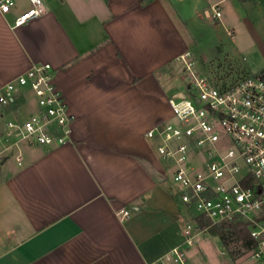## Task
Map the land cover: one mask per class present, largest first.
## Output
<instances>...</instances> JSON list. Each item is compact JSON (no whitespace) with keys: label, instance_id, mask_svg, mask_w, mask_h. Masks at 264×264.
I'll use <instances>...</instances> for the list:
<instances>
[{"label":"crops","instance_id":"obj_1","mask_svg":"<svg viewBox=\"0 0 264 264\" xmlns=\"http://www.w3.org/2000/svg\"><path fill=\"white\" fill-rule=\"evenodd\" d=\"M201 2L192 0L188 13L171 0H47L42 16L16 28L29 0L0 11V90L49 63L74 117L65 145L0 146V264H174L166 258L176 247L191 264H264V255L253 257L256 245L238 242L250 256L233 261L216 229L200 228L202 217L180 201L157 140L147 137L172 118L168 99L180 92L169 85L179 58L192 53L188 22L203 18ZM224 3L230 50L248 56L232 82L212 77L231 85L264 69V0H216L211 23L220 24ZM35 111L21 89L0 109V136L9 120ZM191 219L195 244L187 247Z\"/></svg>","mask_w":264,"mask_h":264},{"label":"built area","instance_id":"obj_2","mask_svg":"<svg viewBox=\"0 0 264 264\" xmlns=\"http://www.w3.org/2000/svg\"><path fill=\"white\" fill-rule=\"evenodd\" d=\"M47 0H29L30 7L14 21L21 27L45 12ZM14 0H3L0 11L9 13ZM221 18L220 5L212 8ZM179 61L180 78L187 90L168 99L172 118L154 127L147 137L157 140V153L172 172L181 190L180 201L212 224L247 222L256 244L254 258L264 255V69L226 85L197 69L188 51ZM28 89L36 111L28 118L9 120L0 136L5 149L29 146H61L70 142L74 117L55 81L49 63L34 64L0 90V109ZM182 94V96H179ZM5 152V151H4ZM3 151H0V165ZM20 157V156H19ZM128 217V211H121ZM194 226L184 230L185 245L195 244ZM168 261L191 264L181 247ZM155 264H164L162 261Z\"/></svg>","mask_w":264,"mask_h":264},{"label":"rangeland","instance_id":"obj_3","mask_svg":"<svg viewBox=\"0 0 264 264\" xmlns=\"http://www.w3.org/2000/svg\"><path fill=\"white\" fill-rule=\"evenodd\" d=\"M171 2L180 10H185L188 13L192 12V0H171ZM215 2L216 0H202L201 3L204 12L203 18H201L198 22H188L189 29L195 36V44L191 46L192 54L198 67L200 66L204 68L205 75L207 77L212 79L213 76H216L217 78L220 77L226 81V77L228 76V81L232 82L231 80L234 79L235 76L237 78V76L245 72L244 63L248 59V56L243 54V52L234 54L230 50L234 28L231 29L230 26L224 23L226 18V3H224L222 7V13L224 16L220 19L219 25L211 23L208 20V17L212 14V12L210 14V6ZM234 27L236 31L237 29L240 31L239 25ZM239 33L241 34V32ZM242 36L245 42L251 40V38L247 35ZM177 66V73H181V62L177 64ZM172 76L173 75L170 77ZM174 77L175 78L169 85V92L176 94L178 92L186 91L188 84L184 82L183 78H180L178 75H175ZM174 186L177 191L180 190L178 185L174 184ZM194 214H196V212L193 213V215ZM189 224L193 225L194 220L191 219ZM217 225H221V223ZM229 244L230 246L227 254L231 256L233 261H236L239 258H249L250 252H247L241 243L230 241Z\"/></svg>","mask_w":264,"mask_h":264},{"label":"trees","instance_id":"obj_4","mask_svg":"<svg viewBox=\"0 0 264 264\" xmlns=\"http://www.w3.org/2000/svg\"><path fill=\"white\" fill-rule=\"evenodd\" d=\"M199 226L200 228L214 227L225 245H228L230 241L242 242L244 245H247L252 249L256 245L251 238L248 224L244 221L224 223L214 226L210 220L200 218Z\"/></svg>","mask_w":264,"mask_h":264},{"label":"water","instance_id":"obj_5","mask_svg":"<svg viewBox=\"0 0 264 264\" xmlns=\"http://www.w3.org/2000/svg\"><path fill=\"white\" fill-rule=\"evenodd\" d=\"M180 96H182V94H180Z\"/></svg>","mask_w":264,"mask_h":264}]
</instances>
